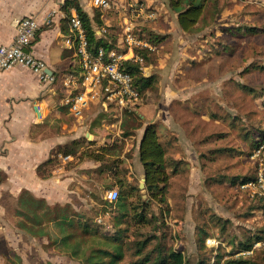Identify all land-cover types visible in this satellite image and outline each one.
Wrapping results in <instances>:
<instances>
[{"label":"rangeland","instance_id":"obj_1","mask_svg":"<svg viewBox=\"0 0 264 264\" xmlns=\"http://www.w3.org/2000/svg\"><path fill=\"white\" fill-rule=\"evenodd\" d=\"M130 3L169 9L168 0H125L120 7L126 9ZM220 4V15L202 30V39L198 40L201 47L198 46V51H203L196 55L195 62L201 55L200 65L187 63L184 68L188 66V70L182 79L176 77L180 76L179 71L172 77L173 80L178 78L175 80L177 88L185 89L186 97L183 98H193L194 102L172 103L173 126L176 125L178 132V128L182 131L180 136H183L181 141L185 147H181L178 138L172 135V156L178 155L183 163L170 176L169 212L162 214L158 206L152 204L146 214L152 211L155 217L148 225L137 220L130 211L122 224L117 225L121 213L108 203L107 193L118 188L106 175L99 176L95 172L92 161L85 154L98 153L104 148L103 144L89 147L88 142L94 140L92 135L104 142L112 139L113 145L123 139L125 116L124 112L119 114L112 108L102 111L92 106L84 111L80 120L69 115L65 121L69 126L75 124L77 129L71 137L66 133L69 139L64 145L70 144L71 138H79L78 155L65 161L59 155L54 164L45 169L46 174L52 176L56 173L51 174V170L60 167L73 177L59 198L45 200L50 206L69 204L68 218L72 225L47 224L48 235L42 237L21 234L14 227L17 200L8 191L6 175L0 172V264H81V259L88 256L99 240L80 235L79 223L87 224L99 236L113 238L119 233L124 257L118 264L135 261V244L145 238H151L147 249L160 243L180 251L187 264H197L202 259L213 260L216 254L221 256L220 264L240 257L249 261L248 264H264V240L254 243L257 238L264 237V214L260 213L262 200L255 190L243 189L237 183L244 178L255 179L260 172L264 177V153L252 151L254 139L247 138L255 128L264 130V0H220ZM109 17L115 19L116 15ZM139 23L143 26L145 22ZM238 26H246V30L232 33ZM251 27L256 29L255 33L247 31ZM107 30L105 41L122 34L117 21ZM135 34L140 38L139 27ZM124 49V46L115 47L118 52ZM157 93L158 86L153 96ZM155 98L160 97L156 95ZM175 98L181 96L175 95ZM199 98H205V101ZM137 108L127 111L136 113ZM198 110H201L200 115L205 114L206 121L196 115ZM125 130L130 131L128 126ZM134 136V139L125 138L130 146L124 155L131 159L128 170L135 175L130 183L141 189L144 183L134 166L137 160L133 153L138 140ZM124 141L117 144V151L124 147ZM192 149L204 156L192 154ZM78 164L82 169L76 176L72 170ZM123 189L127 194L131 193L129 204H139L136 192ZM140 192V200L148 202L145 191ZM136 212L141 213V208ZM200 229L208 234L204 250L197 245ZM250 242L254 243L252 250L238 252L240 244ZM211 260L209 263L213 264Z\"/></svg>","mask_w":264,"mask_h":264},{"label":"crops","instance_id":"obj_2","mask_svg":"<svg viewBox=\"0 0 264 264\" xmlns=\"http://www.w3.org/2000/svg\"><path fill=\"white\" fill-rule=\"evenodd\" d=\"M108 1L113 3L112 8L100 10L92 7L91 0H0V46L12 42L15 35L16 20L24 17H35L39 29L30 51L36 58L46 64L47 73L55 75L57 79L54 85L49 86L42 85L38 78L26 68L0 72V172L6 175L8 191L16 200L23 191H27L37 199L59 198L64 193L62 189L69 184L70 180H73L69 172L60 167L51 170V174H56L52 176L46 174L45 177L37 174V167L49 159L54 149L68 141L69 137L66 136V133H69L71 137L73 131L77 129L75 124L69 126L65 122L67 116L71 114L65 104V90L60 81L66 72L73 71L75 67L74 50L67 43L69 16L71 13L76 12L72 6H79L91 21L95 20V16L99 14L100 26L106 31L102 39H106L107 29L111 27L112 22L117 21L121 28L129 18L125 17L127 15L126 9L120 7L125 0ZM169 9L164 8L162 10L161 7H156L157 15L154 20L137 18L132 21L135 29L139 27V32L143 37H146L149 33L163 37L162 40L156 42L143 40L148 42L151 47V50H148L150 52V63L144 65V75L146 77L151 74L158 76V93L153 96L154 91L147 92L146 95H143L145 98H142L137 105L136 113L142 120L143 125L135 130L138 140L137 149L133 155L134 159L136 157L137 160L134 166L141 182L144 175L138 159V149L147 125H155L159 142L164 144L167 149L166 157L181 161L178 155L172 156V135L178 138V144L181 147H185L183 141H181L183 136H180L182 131L178 128V132L176 125L173 126L172 103L186 105V103L194 102V99L185 98V89L183 91L181 87L177 88L175 80L182 79L185 76L184 74L188 70V66L184 68L185 64L189 63L197 66V64L200 65L202 60V56L199 55L198 62H195L196 55L203 51H198V46L199 49L201 48L198 40L202 39L203 31L195 34L184 33L178 25L176 14ZM109 15L111 17L116 15V18L112 19ZM139 22H145L146 24L144 23L143 27L142 23ZM95 26L98 25L93 21L92 27ZM111 39L108 42H112L116 48L124 46L121 34ZM111 50H115V48ZM178 71L180 76H176L178 78L173 80L172 77H175L174 75ZM156 95L160 98H155ZM175 95H180L181 98H175ZM199 99L205 101V98ZM36 107L39 108V113L36 112ZM200 114L201 110L196 111V115ZM203 116L205 114L200 115V119L206 121ZM76 119L80 120L81 118ZM92 137L94 140L91 141L92 144H89V147L103 144L102 147L111 148L110 153L112 155L107 156V158L114 161L118 160L111 170L108 169L103 173H99L100 163L89 158L92 161V167L95 168V172L99 176L106 175L112 184L117 187L114 184L115 180L118 178L117 176H122L119 171L130 168L129 160L131 159L124 155L130 146L128 140L120 138L113 145L111 144L112 139L110 141L105 139L106 142H104V139L102 140L97 136L92 135ZM130 138L134 139L135 136ZM123 140H125L124 147L117 151V144ZM72 141H79V138H71ZM199 144L198 142L197 145ZM191 152L197 154L195 149H192ZM197 156L203 157L204 154L198 153ZM73 158L70 156V159ZM80 169H82V166L78 164L72 170V174L79 176L78 171ZM116 173L118 174L116 175ZM125 177L127 181L131 182L134 180L135 175L128 170ZM73 185H75V182H73ZM14 218L17 222L15 214ZM16 222L14 227L17 229ZM18 230L21 231V234H28L24 230L19 228Z\"/></svg>","mask_w":264,"mask_h":264},{"label":"trees","instance_id":"obj_3","mask_svg":"<svg viewBox=\"0 0 264 264\" xmlns=\"http://www.w3.org/2000/svg\"><path fill=\"white\" fill-rule=\"evenodd\" d=\"M170 10L176 14L177 22L180 29L187 34H195L206 27L212 22L216 21V18L220 15L222 7L220 0H168ZM78 16L83 21L84 28L86 31V37L89 43V49L92 52H96L97 49L103 48L105 51L114 49L112 42L105 41L102 38H96L94 35L92 22L94 21L98 26L101 25L99 14L95 16V20L89 19L88 15L85 14L82 9L77 6H72ZM247 28L250 32H256V29ZM230 29V28H229ZM251 29V30H250ZM246 30V26L243 28L235 27L232 33ZM253 30V31H252ZM141 35V33H140ZM138 37V36H137ZM140 40H147L149 42H156L163 39V37L147 34L146 37L142 35ZM135 54L141 57L142 63L140 62H126L124 63V70L131 75L134 80V85L140 92L141 96L149 91L157 89L158 76L151 74L149 77L144 75L142 70L145 64L150 63L148 50H135ZM68 73H72V70ZM125 119L122 123V137L128 138L135 135V130L139 129L143 122L136 113L124 111ZM216 116V115H215ZM130 124V126H129ZM128 126L130 131L125 130ZM247 138H253L252 151H262L264 153V130L258 128L247 136ZM92 144L88 142V145ZM80 147V141H72L70 144L58 146L54 149L49 159L43 164L37 167V174L39 176H46V168L54 164V159L57 156L62 157H76L78 155V149ZM111 148L104 147L100 148L98 153L85 154L88 158L100 163L98 168L99 173H103L105 170L112 169L118 160H111L107 156L112 155L110 152ZM167 149L164 144L159 142V137L155 129L154 124L147 125L144 129L142 139L138 149V159L143 169V175L145 183L143 188L135 186L127 181L125 175L128 169H121L119 172L122 176H117L115 180L118 188V199L111 203V206L116 212H120L121 216L117 218V225L122 224L125 217L128 216V212L134 213L135 218L141 223L148 225L151 223L152 217H155L154 212L150 211L146 214L147 208L152 204L158 206V210L162 214L169 212V206L167 202V188L170 180V176L177 172L178 167L183 163L181 161L171 160L166 157ZM106 156V159H105ZM118 172V173H119ZM116 173V175L118 174ZM255 180L254 178H244L239 180L238 184H246L250 181ZM127 188L131 192L137 193V200L139 204L132 205L128 203V197H131V193L127 194L124 188ZM145 191L148 202L140 200L141 192ZM262 200V198H261ZM141 203V207L139 206ZM69 204L63 206L48 205L45 200L37 199L27 191H23L17 200V206L15 209V216L17 217L16 226L26 231V233L35 237H41L48 235L45 230V226L50 223H56V225L69 226L72 225L68 218ZM141 208V213H137L136 209ZM260 212L264 210V203L262 200V206ZM135 210V212H134ZM150 215V218L148 216ZM134 218V219H135ZM154 221H157L154 220ZM79 233L82 236H90L97 242V246L90 249L88 256L81 259V264H118L124 257V249L122 243H120L119 233L115 234V237L110 238L107 236H99L96 231H93L87 224H77ZM208 236L204 229H200L197 232V245L200 249L204 250V241ZM67 238H65L66 240ZM264 237L257 238L254 243L263 241ZM151 242V238H145L143 241L136 242L134 247V257L136 258L130 264H187L184 255L174 249H169L162 246L160 243L155 244L152 249H147ZM252 242L240 244L238 252L249 251L254 247ZM213 259V258H212ZM211 259H202L197 264H210ZM213 264H220L221 256L216 254L214 259L211 260ZM249 261L243 260L241 257L236 260L227 261L226 264H248Z\"/></svg>","mask_w":264,"mask_h":264},{"label":"built area","instance_id":"obj_4","mask_svg":"<svg viewBox=\"0 0 264 264\" xmlns=\"http://www.w3.org/2000/svg\"><path fill=\"white\" fill-rule=\"evenodd\" d=\"M93 8L109 10L113 3L108 0H91ZM127 21L122 26V39L125 49L105 51L99 48L96 52L89 49L84 24L76 12L69 16V35L67 43L74 50L75 67L72 73L66 72L61 78L65 90V104L72 116L82 118L84 111L90 107H98L102 111L114 109L119 114L131 111L142 100V96L134 85V80L124 70L126 62H140L141 57L135 50H151L148 42L138 39L135 34L133 20L143 18L154 20L157 15L155 8H147L143 3L128 4L126 7ZM39 25L36 18L24 17L15 22V35L10 44L0 46V72L16 67L30 70L42 85H54L56 76L47 73L46 64L31 53L36 40ZM96 38H102L105 29L101 26L93 28ZM39 113V108L36 107ZM63 161L70 157H62ZM243 189L255 190L264 203V177L260 172L255 180L246 184H238ZM118 199V191L111 189L107 193L108 202ZM264 214V210L260 212Z\"/></svg>","mask_w":264,"mask_h":264},{"label":"water","instance_id":"obj_5","mask_svg":"<svg viewBox=\"0 0 264 264\" xmlns=\"http://www.w3.org/2000/svg\"><path fill=\"white\" fill-rule=\"evenodd\" d=\"M142 182L145 183V179H142ZM144 186V185H143ZM143 186L141 185V188H143Z\"/></svg>","mask_w":264,"mask_h":264}]
</instances>
